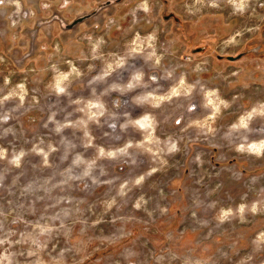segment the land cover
I'll list each match as a JSON object with an SVG mask.
<instances>
[{"label": "rangeland", "instance_id": "obj_1", "mask_svg": "<svg viewBox=\"0 0 264 264\" xmlns=\"http://www.w3.org/2000/svg\"><path fill=\"white\" fill-rule=\"evenodd\" d=\"M259 143L264 0H0V264H264Z\"/></svg>", "mask_w": 264, "mask_h": 264}, {"label": "water", "instance_id": "obj_2", "mask_svg": "<svg viewBox=\"0 0 264 264\" xmlns=\"http://www.w3.org/2000/svg\"><path fill=\"white\" fill-rule=\"evenodd\" d=\"M119 2H121V0H119ZM109 4L111 3L110 1L108 2ZM93 15H87V16H83L81 18H79L76 22H75V25L76 24H80V23H84L86 22L87 20L91 19ZM70 27H73V26H70ZM241 56H239L238 58H235V57H229L230 60H237L239 59Z\"/></svg>", "mask_w": 264, "mask_h": 264}, {"label": "flooded vegetation", "instance_id": "obj_3", "mask_svg": "<svg viewBox=\"0 0 264 264\" xmlns=\"http://www.w3.org/2000/svg\"><path fill=\"white\" fill-rule=\"evenodd\" d=\"M87 16V15H86ZM83 17V16H82ZM81 18V17H80ZM79 18H77L76 20H74L71 24H69V29H76V27H78L79 24H76L75 25V22L78 20ZM82 24V23H80ZM70 26H73V27H70Z\"/></svg>", "mask_w": 264, "mask_h": 264}, {"label": "bare ground", "instance_id": "obj_4", "mask_svg": "<svg viewBox=\"0 0 264 264\" xmlns=\"http://www.w3.org/2000/svg\"><path fill=\"white\" fill-rule=\"evenodd\" d=\"M139 123H140L142 126H144V125H145L144 121H143V120H141V119H140ZM252 145H253V144H252ZM262 146H264V145L259 143V145H258V146H256V147H258L259 149H261V147H262ZM254 147H255V146H254ZM254 150H257V149H254ZM258 151H260V150H258Z\"/></svg>", "mask_w": 264, "mask_h": 264}]
</instances>
